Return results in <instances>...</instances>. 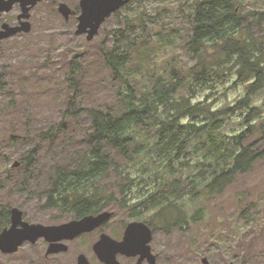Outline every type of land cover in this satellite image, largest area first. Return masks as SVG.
Instances as JSON below:
<instances>
[{
	"label": "rangeland",
	"instance_id": "1",
	"mask_svg": "<svg viewBox=\"0 0 264 264\" xmlns=\"http://www.w3.org/2000/svg\"><path fill=\"white\" fill-rule=\"evenodd\" d=\"M58 1L78 7V0H43L31 11L32 30L4 40L0 46V211L19 207L29 222L47 225L74 219V211L46 206V194L27 195L13 181H7L20 172V167H13V163L21 162L34 148L41 150L36 156L45 167L77 157L84 152L83 136L92 131L86 109L118 111L124 106L119 92L127 91V83L115 79L99 51L100 46L111 48L118 33L138 36L137 45L144 37L152 50L149 61L137 58L130 64L131 67L135 63L131 70L141 87L169 83L174 65L185 71L184 47L189 39L191 17L201 0H131L103 23L92 40L75 33L76 22L62 16ZM234 5L239 7V28L249 38L253 56L264 69V0H235ZM17 13L14 8L4 18L15 22ZM133 24V31L127 29ZM229 69L223 82L216 77L209 87L199 88L192 102L202 101L207 108L217 110L233 106L242 98L246 86L237 80V67ZM253 98L262 112L251 123L259 124L264 122V88ZM246 114L245 110L226 119L223 133L228 141L247 130ZM199 121L196 122L200 124ZM62 123L67 126L65 131L58 127ZM47 132L51 135H43ZM13 134L16 144L11 139ZM247 144H255L260 154L252 169L236 175L222 193L214 192L209 198L203 193L195 198H181L177 203L185 213L181 225L165 227L166 222L178 216L169 210L161 213L159 209H149L141 218H133L129 214L140 195L118 194L108 208L114 211L113 217L101 227L66 241L67 252L46 256L49 242L41 238L36 243L25 242L13 254L0 251V264H77L81 253L92 264H104L93 245L103 232L121 238L133 220L152 227L151 244L158 264H205L203 258L208 260L207 264H264V141L256 134ZM143 161L152 165L150 172L154 178L158 169L161 174L170 175L159 167L155 157L147 156ZM189 163L184 168L177 163L174 175L198 181L211 178L208 172L202 173L195 167V158ZM47 172L37 170L36 174ZM199 188L203 190V184ZM109 194L110 186L106 191ZM128 201L129 206H123ZM119 258L123 264L137 262L136 257Z\"/></svg>",
	"mask_w": 264,
	"mask_h": 264
},
{
	"label": "trees",
	"instance_id": "2",
	"mask_svg": "<svg viewBox=\"0 0 264 264\" xmlns=\"http://www.w3.org/2000/svg\"><path fill=\"white\" fill-rule=\"evenodd\" d=\"M233 1L201 0L196 6L184 47L186 70L174 65L167 84L141 87L131 70L135 63L131 67L130 64L137 58L150 60L152 50L146 38L142 37L137 45L138 36L118 33L111 48L100 46L105 67L115 79L127 83V91L119 92L124 106L118 111L87 108L92 131L83 136L82 154L45 167L36 156L41 150L34 148L22 158L20 172L7 181H13L27 195L46 194V206L73 210V218L77 219L108 209L118 194H139L129 216L141 218L149 209L178 213L166 222L168 229L184 223L185 213L177 206L181 198H195L201 193L209 198L214 192L222 193L236 175L250 171L260 154L255 144L247 142L256 134L264 141V122L251 123L262 112L253 97L264 88V69L253 56L249 38L239 28L238 13L229 5ZM134 27L135 24L129 25L127 29L133 31ZM229 67H237V80L246 86L242 98L233 106L217 110L207 108L202 101L192 102L196 91L209 87L216 77L223 82L230 74ZM245 110L247 130L228 141L223 133L226 119ZM58 127L65 131L67 126L62 123ZM11 139L16 144V135ZM147 156L155 157L159 167L170 175L161 174L158 169L154 178L152 165L143 161ZM194 158L195 167L208 172L210 179L198 181L174 175L177 163L184 168ZM44 169L49 172L36 174ZM201 184L203 190L199 188ZM123 206L128 207L129 201ZM9 224L10 211H0V231Z\"/></svg>",
	"mask_w": 264,
	"mask_h": 264
},
{
	"label": "water",
	"instance_id": "3",
	"mask_svg": "<svg viewBox=\"0 0 264 264\" xmlns=\"http://www.w3.org/2000/svg\"><path fill=\"white\" fill-rule=\"evenodd\" d=\"M42 0H0V15L10 12L16 3L21 4L22 12L18 15L20 24L12 25L8 22L0 25V45L4 39L10 38L21 32H30L31 9ZM129 0H80L81 13L78 15V26L76 34L87 33V39L92 40L99 33L102 24L113 13L125 6ZM59 12L65 19H69L74 13L73 9L66 3L60 2ZM20 165L15 161L13 166ZM113 212L104 210L98 214L86 215L83 218L71 219L60 224L32 223L24 219V212L19 207L11 209V224L0 233V251L3 253H15L25 242L35 243L41 238L49 242L46 256L69 249L66 241L74 240L76 237L91 232L102 226L113 216ZM153 231L144 221L130 222L124 232L123 238L118 240L108 233H102L93 245V249L105 264H123L118 255L128 257H139L136 264H157V255L152 252L151 241ZM207 264L208 260H202ZM77 264H92L88 257L81 253L77 258ZM233 264V263H232Z\"/></svg>",
	"mask_w": 264,
	"mask_h": 264
},
{
	"label": "flooded vegetation",
	"instance_id": "4",
	"mask_svg": "<svg viewBox=\"0 0 264 264\" xmlns=\"http://www.w3.org/2000/svg\"><path fill=\"white\" fill-rule=\"evenodd\" d=\"M53 1H57V0H53ZM60 2H61V1H58L57 4H59ZM199 3H200V2H199ZM229 5L234 9L235 13H238V11H239V7H238V6L235 7V5H234V1L231 2V3H229ZM69 6H70V5H69ZM77 6H79L80 10H77V7H76V8H72V7L70 6V7L73 9V11H74V13L71 15L70 18H72V20H74V23L76 22V27L78 26V22H79L78 15L81 13L80 0H78V4H77ZM14 8H17V9H18V13L16 14V20H15V22L6 20V19L4 18V15L7 14V13H9V12H4V13H2V14L0 15V25H1V28H3V24L6 23V22H8V23H10V24H12V25H18V24H20V20L18 19V15L22 12V7H21L20 2H19V3H16V4L14 5L13 9H14ZM13 9H12V10H13ZM12 10H11V11H12ZM11 11H10V12H11ZM31 16H32V13H31ZM13 20H14V19H13ZM30 21H31V19H30ZM82 35H85L86 37L88 36V34H82ZM122 237H123V236H122ZM122 237H121V238H122ZM119 256H124V255H119ZM119 256H118V259L120 260ZM125 257H128V256H125ZM129 258H135V257H129ZM138 258H139V257H136L137 261H138ZM120 261H121V260H120ZM121 262H122V261H121ZM122 263H123V262H122ZM136 263H137V262H136ZM144 264H148V262L145 260V261H144Z\"/></svg>",
	"mask_w": 264,
	"mask_h": 264
}]
</instances>
